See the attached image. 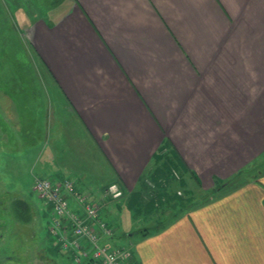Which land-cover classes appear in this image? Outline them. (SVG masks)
<instances>
[{"label":"crops","instance_id":"0c3cea01","mask_svg":"<svg viewBox=\"0 0 264 264\" xmlns=\"http://www.w3.org/2000/svg\"><path fill=\"white\" fill-rule=\"evenodd\" d=\"M43 7L23 26L62 114L35 177L103 205L205 194L137 244L139 264H264V0Z\"/></svg>","mask_w":264,"mask_h":264},{"label":"rangeland","instance_id":"374dc122","mask_svg":"<svg viewBox=\"0 0 264 264\" xmlns=\"http://www.w3.org/2000/svg\"><path fill=\"white\" fill-rule=\"evenodd\" d=\"M46 1L0 0V264H73L72 254L56 241V231L52 232L55 238L49 232L52 205L32 188L35 176L44 173L42 165L56 150V115L62 114L52 90L55 86L35 59L23 26L26 19L46 13ZM174 176L172 169L170 178ZM190 197L185 194L159 207L147 192L139 193L138 201L131 205L128 197L116 198L104 209L113 231L109 242L130 249L133 257L129 264H139L140 241L169 226L175 210L185 212L193 202L205 204L209 200L205 194L188 201ZM15 199H28L32 215L28 222L18 223L8 213Z\"/></svg>","mask_w":264,"mask_h":264},{"label":"built area","instance_id":"2783aa9c","mask_svg":"<svg viewBox=\"0 0 264 264\" xmlns=\"http://www.w3.org/2000/svg\"><path fill=\"white\" fill-rule=\"evenodd\" d=\"M175 171V170H174ZM176 174V172H175ZM33 190L52 205V222L56 236L63 241L62 248L73 256V264H129L133 252L122 246L112 245V226L105 218L104 206L80 191L72 179L63 181L51 177H36ZM119 187L109 186L105 195L118 197ZM75 204L76 207H72ZM69 228V235L62 229Z\"/></svg>","mask_w":264,"mask_h":264},{"label":"trees","instance_id":"16d2710c","mask_svg":"<svg viewBox=\"0 0 264 264\" xmlns=\"http://www.w3.org/2000/svg\"><path fill=\"white\" fill-rule=\"evenodd\" d=\"M27 200H24L23 201V199H20L19 201H17V205H16V207H23L24 208V210H22L21 209V213L23 214V216L24 217H26V221H29L31 218H32V215H31V213H30V206L28 205V203L26 202ZM154 202H157L156 200H154ZM52 211V210H51ZM53 224V222H52V217H51V225ZM51 225H50V227H49V232H50V234L52 235V231H51ZM62 232H64L65 233V235L67 236V234L69 235V228L68 227H65L64 229H62ZM53 236V235H52ZM54 237V236H53ZM55 238V237H54ZM56 241L59 243V245H60V248L62 249V250H64L63 248H62V243H63V241L62 240H60V238L58 237V236H56ZM71 256V255H70ZM72 258H73V256H71Z\"/></svg>","mask_w":264,"mask_h":264},{"label":"flooded vegetation","instance_id":"af4514ba","mask_svg":"<svg viewBox=\"0 0 264 264\" xmlns=\"http://www.w3.org/2000/svg\"><path fill=\"white\" fill-rule=\"evenodd\" d=\"M18 199L13 200V205L12 208L10 210H8V213H11L14 215L15 221H17L18 223H26L28 221H26V217L23 216V214L19 211L18 208H16V203H17ZM1 219V218H0ZM32 219V218H31ZM3 221H0V228L2 226Z\"/></svg>","mask_w":264,"mask_h":264}]
</instances>
